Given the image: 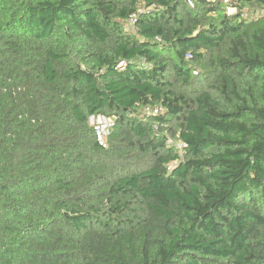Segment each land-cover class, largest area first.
<instances>
[{
    "label": "trees",
    "instance_id": "16d2710c",
    "mask_svg": "<svg viewBox=\"0 0 264 264\" xmlns=\"http://www.w3.org/2000/svg\"><path fill=\"white\" fill-rule=\"evenodd\" d=\"M194 2L0 0V264H264V0Z\"/></svg>",
    "mask_w": 264,
    "mask_h": 264
},
{
    "label": "built area",
    "instance_id": "2783aa9c",
    "mask_svg": "<svg viewBox=\"0 0 264 264\" xmlns=\"http://www.w3.org/2000/svg\"><path fill=\"white\" fill-rule=\"evenodd\" d=\"M189 6L191 7H194L195 6V2L194 0H185ZM212 3H215L217 1H221L225 7V11L227 14H234L236 11H237V8H238V3L240 2V0H208ZM132 22H134V20H131ZM126 30L129 29V27L125 28ZM121 64H123V62H121ZM162 111V108L160 106H156L154 108L152 107H149L147 106L145 108V112L148 113V114H158ZM94 118V117H92ZM113 124V123H112ZM155 128H158V125H154ZM95 129H96V135H97V139L99 142L103 143L104 142V131L103 129L101 128L100 125H96L95 126ZM167 144L168 145H176L178 148H182L183 147V143H180V142H177L175 141V139L173 138H168L167 140Z\"/></svg>",
    "mask_w": 264,
    "mask_h": 264
},
{
    "label": "rangeland",
    "instance_id": "374dc122",
    "mask_svg": "<svg viewBox=\"0 0 264 264\" xmlns=\"http://www.w3.org/2000/svg\"><path fill=\"white\" fill-rule=\"evenodd\" d=\"M243 16L248 21H253L256 19H259L264 16V7H260L257 5H247L243 8ZM199 88V85L194 84L193 89ZM91 121L96 124L100 125L101 128L104 131V139H106V136L108 135L109 129L112 125L113 118L112 117H105V116H96L94 118H91Z\"/></svg>",
    "mask_w": 264,
    "mask_h": 264
}]
</instances>
